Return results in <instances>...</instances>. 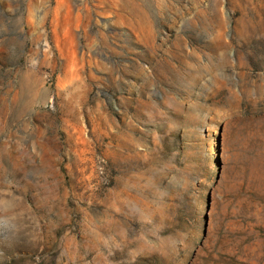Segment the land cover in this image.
<instances>
[{"label": "rangeland", "instance_id": "374dc122", "mask_svg": "<svg viewBox=\"0 0 264 264\" xmlns=\"http://www.w3.org/2000/svg\"><path fill=\"white\" fill-rule=\"evenodd\" d=\"M0 264H264V0H0Z\"/></svg>", "mask_w": 264, "mask_h": 264}, {"label": "trees", "instance_id": "16d2710c", "mask_svg": "<svg viewBox=\"0 0 264 264\" xmlns=\"http://www.w3.org/2000/svg\"><path fill=\"white\" fill-rule=\"evenodd\" d=\"M188 146L181 134L165 137L150 158L148 166L135 170L136 174H144L148 169L153 175V194L156 197L157 209L166 210L167 220L180 222L187 216V209L191 207L189 195L194 193L192 186L193 167L191 158H188ZM198 176L199 180L207 181L208 168H203ZM134 196L140 197L137 192ZM164 218V217H163Z\"/></svg>", "mask_w": 264, "mask_h": 264}]
</instances>
